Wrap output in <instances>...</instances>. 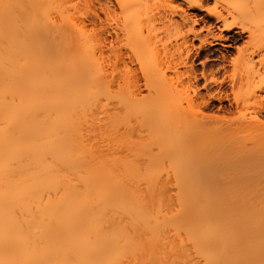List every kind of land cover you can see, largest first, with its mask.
<instances>
[{"label": "bare ground", "instance_id": "bare-ground-1", "mask_svg": "<svg viewBox=\"0 0 264 264\" xmlns=\"http://www.w3.org/2000/svg\"><path fill=\"white\" fill-rule=\"evenodd\" d=\"M185 1L203 9L202 0ZM173 3L105 0L104 17L96 11L90 17L88 8L77 10L57 0H0V264H264V195L212 193L200 179V166L183 151L188 137L205 129L206 121L190 114L194 98H201L203 107L217 99L220 109L232 112L235 103L234 109L241 110L235 85L255 66L238 47L231 59L234 101L226 108L222 102L228 93L201 92L192 53L207 44L231 47L233 40L244 33L252 38L261 27L253 24L256 18L228 21L213 11L209 15L223 23L220 34L209 39L193 25L172 44L163 41V33L179 25ZM20 14L31 17L23 20ZM248 14L263 16V3L249 6ZM180 17L188 21V15ZM20 21H30L24 30H34L23 36ZM44 27L54 40L45 37ZM193 39L200 41L197 47ZM161 49L178 54L169 65L174 77L160 69L156 55ZM221 56L222 83L229 60ZM132 62L139 64L145 87L161 83L156 95L141 98V83L136 90H123L124 71ZM182 74L193 91L187 96L188 113L169 93L170 83ZM201 75L207 80L204 71ZM253 88L250 93L256 95L249 97L260 95L264 108V95ZM123 109L128 121L135 115L166 154H176L174 182L156 177L161 168L154 156H148L153 174L144 179L135 160L124 157ZM241 114L235 118L242 119ZM261 115L255 113L239 129L264 131ZM129 139L135 153L141 143Z\"/></svg>", "mask_w": 264, "mask_h": 264}, {"label": "rangeland", "instance_id": "rangeland-1", "mask_svg": "<svg viewBox=\"0 0 264 264\" xmlns=\"http://www.w3.org/2000/svg\"><path fill=\"white\" fill-rule=\"evenodd\" d=\"M57 1H62L66 4L76 5L78 8L77 10L79 9L83 10L85 8H88L89 10L88 13L90 17L92 16L93 11L99 12L100 15L104 17L105 0H57ZM257 1L258 2L260 1L264 5V0H202L203 9H200L197 7H189L185 0H174L173 4L175 6L178 5V7L175 13L173 12L172 15L176 18L179 25L174 26L170 28L167 32L163 33L164 34L163 41H168L174 44L177 41H181L183 35H185L189 30V28L194 25L196 29L198 30L200 29L201 36L207 35L209 39H212L211 37L212 34L218 35L222 32L221 28L223 24L222 22H217L214 16L209 15L213 11H220L224 13L228 21H231L233 19H238L240 22L249 21V20L252 21L251 18H256L255 19L256 21L255 22L253 21L254 22L253 24H255L257 27H261V29L258 28L260 29V31H258L259 33L257 32L258 30L257 29L256 30L257 34L256 33H255L256 35L253 34V37L255 36L254 38L253 37L250 38L248 33H244L241 39L237 41L233 40L234 45L231 47H227L220 43H216L212 46L207 44V46H205L203 49L201 50L199 49L200 50L199 54H196L195 50L192 53V57H194L195 59V69L197 71V74L200 76L199 78L200 80L198 79L197 85L200 87L201 92L203 94L205 93L207 94V92H217V91L219 92V94L224 92L228 93L229 94L228 99L225 98L222 102L226 108L230 107L229 102L234 101L233 98L234 95L232 92L233 87L230 81V74L234 69V65L231 64V59L239 54L238 47H241L242 50L241 56L251 60L255 64L253 69L250 67L252 70H254V72L248 68L249 70L247 71L249 72V74L247 76H246L247 73L245 74L244 76L245 78L243 80L244 82L243 83L237 82L235 85L236 89H238V99L240 100L239 102L241 105L240 106L241 108L239 109L241 110H238L237 108H236L237 110L234 109L235 103H233L232 112L225 111L224 109H220L218 108L220 102L217 99H211L208 105L205 106L203 104L204 107L202 106V103L201 106L200 104H198L201 98H194L193 101V103H195V105L192 107L194 111L192 110L190 114L192 115L194 112L196 113L198 112L197 114L196 113L194 114V117L197 115V117H199L200 120H202L203 122L206 121V124H208L209 126L207 125L208 129H206L207 126L204 123L205 129H203V131L205 132L207 130L205 133L202 132L201 129V134L199 133L198 136L192 138L190 136L188 137L189 140L186 141L183 149L184 155L187 156L188 158H192V160H194L196 165L200 166L198 168L200 179L206 185H210V189L214 191L212 193L218 192V195L220 194L227 196L264 195V131H262V129L260 131L259 129H256L253 126L248 128L247 130H245V128L239 129L240 127L239 125H241V122H244V120L246 119L248 120L251 116L255 115V113L261 115L259 114L260 110L264 115V108H262L261 105L259 104L261 99L258 98H260V95H258V97L254 96V99L256 98L254 100L252 98L253 95L256 94L254 93L253 95L251 94L254 91V90L251 91L252 88L258 87L256 86L257 85L256 83L262 81V80L259 81L260 80L259 77L261 76L263 77L261 79H264V15L259 17L256 16L253 17L248 14L249 6H253L254 4H256ZM155 5L156 4H154V8ZM157 5L161 10V12L165 11L166 8L163 6V3H158ZM22 13H26V12L22 11ZM183 13L188 15V19H187L188 21L182 23L180 16ZM21 16L24 20L25 15H21ZM29 16L31 17V14ZM29 16L26 15L25 17L28 18ZM42 22L43 21H41V23ZM20 23L21 24H19L18 22V27H20V29L18 30L22 32L23 36H26L27 34L25 33L26 34L25 35L24 31L27 32V30L29 29L28 24L25 23L28 29L24 30L25 24L24 23L22 24V21H20ZM38 23L35 25H38ZM38 26L40 28L42 24ZM22 28L23 30H21ZM32 29L30 28V30L28 31L31 32ZM45 30H46L45 37L49 36L52 38V40H54L53 37L50 36L51 35L50 32H52V30H49V28L48 29L45 28ZM47 32L48 34L50 33V35H47ZM223 34L236 35L234 31L231 32L223 31ZM48 39L45 40L44 42L50 45L51 41H49ZM56 39L58 42L60 41L57 35H56ZM194 44L197 47L200 44V41L198 39H195ZM222 53H225L229 61H226V69H227L226 80L221 83V80L225 78V74H224L225 69L223 67V60L221 56ZM177 56L178 54L171 55L170 53H166L165 51H163V49H161V51L156 55L158 62H160L159 65L160 69L166 70L169 76L173 75L169 65H174L175 61H178ZM180 69L183 71L185 68L182 66ZM202 71H204L207 74L206 75L207 80H205V78L201 75ZM258 72L260 73L258 74L260 76L256 74ZM124 76H125V81L123 82L124 85L123 90H127V91L136 90L137 84L141 83L142 91L141 93L138 94L141 98L142 96L144 97L149 96L150 93L156 95L157 91L161 90L162 85L161 83H157V82H154L151 87L144 86L143 84L144 80L142 78L141 68L137 62H132L129 64V69L124 71ZM180 76L181 78H179V80L181 79L180 80L181 82L178 80L177 77H175L173 79V83L172 82L170 83L171 86L169 93L171 97L182 101L183 105L185 106V112H186V107L187 105H189L187 96L193 94V91L185 83V76L183 74ZM212 76H214L217 79V81L215 82L212 81L211 80ZM262 83L259 84L260 86L263 85L261 87L263 89L264 83L263 84ZM204 84H206L205 87L203 86ZM259 89L260 88H258V90ZM255 90H257V88ZM258 90L256 91L257 93ZM249 94H251L250 96H252V98L249 97ZM258 94L264 95V89L262 91L260 89ZM257 104H259L260 106ZM257 109L259 110V112ZM189 111H191V108L189 109ZM125 112L126 110L123 109L121 113L123 117L122 118L123 122L120 126V136L123 142L122 153L125 155L123 156L126 157L127 155V157H130L131 159L135 160L134 163L136 162L137 168H141V170L138 169V173H142L143 175L142 179H144V176H146L145 178H147L149 175L153 174V170L149 165L150 163L148 156L149 155H151L152 157L154 156V158H157L158 160L157 163L161 168V171L158 174L157 172H155L156 177L158 179L160 178L159 180L168 179L170 183L172 182V180L174 182L176 180V176L174 175L172 166L174 165L173 157H175L176 154H174L173 152L170 153L168 152L166 154L164 147H162L160 144H158L155 141L152 134L146 132L147 130L145 131H143L144 129L141 130L142 126L138 125L136 121L138 120V118L135 117L134 115V118L132 119L130 118V120L128 121V117L125 116ZM242 112L243 114L240 115V117L241 116L243 117L242 119L235 118L236 116H239V114ZM188 115L186 117H188ZM222 115L226 117L223 118L221 117ZM139 117L141 118V116ZM218 126L219 127L222 126V130L220 127L221 131L218 129L217 130L218 133H216L217 131L213 132ZM223 127H227V129H224ZM141 131L143 134H146V136L150 134L151 137L150 135L148 137L144 135V138H142L143 134L139 135ZM129 137L132 138L133 141L136 140L134 142H137V144L141 143L140 148L142 151L141 150L139 151L140 149L139 147H138V151L134 150L135 153L131 152L132 150L130 151V149L128 148V142H129L128 140H130ZM146 141L147 143L150 144L148 145ZM143 142H145V144H143ZM143 146L144 148L147 146L146 149L148 150H144L142 148ZM145 151H148L146 155H144V153L143 155L140 153ZM137 152H139L140 155L138 154V156L137 155L135 156L134 154H136ZM139 177L141 178L140 174Z\"/></svg>", "mask_w": 264, "mask_h": 264}, {"label": "flooded vegetation", "instance_id": "flooded-vegetation-1", "mask_svg": "<svg viewBox=\"0 0 264 264\" xmlns=\"http://www.w3.org/2000/svg\"><path fill=\"white\" fill-rule=\"evenodd\" d=\"M214 59H216V58H214Z\"/></svg>", "mask_w": 264, "mask_h": 264}]
</instances>
